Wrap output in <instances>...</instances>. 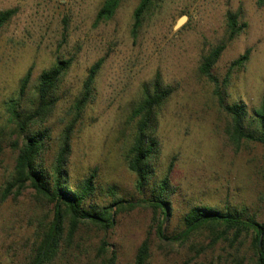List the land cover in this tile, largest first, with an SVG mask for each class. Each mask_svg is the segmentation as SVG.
<instances>
[{"label":"rangeland","instance_id":"374dc122","mask_svg":"<svg viewBox=\"0 0 264 264\" xmlns=\"http://www.w3.org/2000/svg\"><path fill=\"white\" fill-rule=\"evenodd\" d=\"M104 1L0 0V10L18 8L0 35V264H29L54 212V204L30 187L20 196L2 195L14 167L11 144L17 138L8 107L12 101L30 103L41 72L65 58L72 63L45 123L52 138L44 164L52 169L62 130L73 115L71 106L91 66L103 59L95 98L71 134L67 167L75 185L95 174L90 205L99 208L123 200L125 206H113L112 228L80 224L46 264H104L112 255L115 264H135L146 238L151 245L147 264L227 262L229 243H213L206 230L187 241L163 244L156 227L163 217L142 201L168 174L166 195L172 211L164 224L167 235L184 229L183 217L194 206L237 209L264 222V146L233 141L231 116L220 107L214 84L199 72L202 55L227 40L228 12L238 13L239 22L246 25L227 40L213 70L226 84L227 101L245 104L247 115L254 116L264 97V5L256 0H155L134 37V11L141 0H121L112 18L98 22ZM248 49V60L233 66ZM30 68V86L20 97V80ZM158 76L173 92L158 109L156 174L142 191L125 158L136 126L130 117ZM246 239L242 252L250 260L251 240Z\"/></svg>","mask_w":264,"mask_h":264},{"label":"trees","instance_id":"16d2710c","mask_svg":"<svg viewBox=\"0 0 264 264\" xmlns=\"http://www.w3.org/2000/svg\"><path fill=\"white\" fill-rule=\"evenodd\" d=\"M155 0H141L134 11L132 34L134 37L142 26L143 16ZM259 6L264 0H256ZM121 0H105L97 12L96 20L104 21L113 17ZM17 7L0 10V35L6 25L17 14ZM246 24L239 22L238 13L228 12V37L233 40ZM224 40L201 57L199 72L214 84V93L218 103L231 116V138L234 142L242 140L260 143L264 146V97L259 107L254 109V116L249 117L243 103H229L221 83L214 73L216 62L227 46ZM250 50L235 59L232 65H242L249 58ZM72 59H57L53 65L44 69L38 78L30 103L21 105L12 101L8 107L10 121L13 124L17 138L12 140V150L15 153L14 167L6 182L2 195L14 194L20 196L28 188L41 199L54 204L53 218L42 228L39 240L33 248L34 256L29 264H46L62 245L65 236L72 238L82 223H91L103 229L114 227L115 218L113 206H125L123 200L95 207L88 203L95 192L94 177L84 179L81 183L72 184L68 171V161L71 152V134L75 124L82 116L85 107L95 98L96 80L103 59H99L89 69L82 88L71 106L72 118L62 130L61 144L51 170L44 164V155L52 138L51 129L45 125L52 115L60 98L59 83L68 71ZM32 69L20 80L19 95L24 97L30 86ZM173 88L163 86L159 76L153 82V88H146L141 101L132 108L130 121L136 122L134 140L125 158L129 168L137 175V187L143 189L151 184L156 174L155 159L158 153V140L154 137L158 109L170 97ZM45 125V126H44ZM3 146L0 141V154ZM168 174L155 188L151 196L145 197L142 203L152 207L163 217L157 221V235L163 244H172L177 240L187 241L193 234L201 230L209 232L212 242H228L232 248L231 257L227 262L216 264H264V222L256 215L243 216L237 209L219 210L210 206H194L183 217L184 229L181 232L167 235L165 222L172 211L171 202L167 198ZM264 180V172H263ZM135 207V204H129ZM246 238H250L253 254L251 259L242 252ZM106 244V242H104ZM151 256L150 239L146 238L139 246L135 264H147ZM116 256L112 255L104 264H115ZM208 264H213L210 262Z\"/></svg>","mask_w":264,"mask_h":264}]
</instances>
